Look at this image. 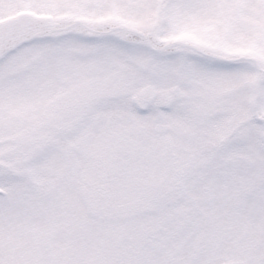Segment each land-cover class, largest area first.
I'll list each match as a JSON object with an SVG mask.
<instances>
[{
	"label": "snow or ice",
	"instance_id": "obj_1",
	"mask_svg": "<svg viewBox=\"0 0 264 264\" xmlns=\"http://www.w3.org/2000/svg\"><path fill=\"white\" fill-rule=\"evenodd\" d=\"M0 264H264V0H0Z\"/></svg>",
	"mask_w": 264,
	"mask_h": 264
}]
</instances>
